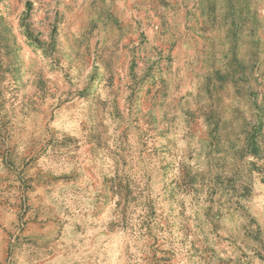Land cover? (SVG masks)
Returning a JSON list of instances; mask_svg holds the SVG:
<instances>
[{
    "label": "rangeland",
    "instance_id": "374dc122",
    "mask_svg": "<svg viewBox=\"0 0 264 264\" xmlns=\"http://www.w3.org/2000/svg\"><path fill=\"white\" fill-rule=\"evenodd\" d=\"M0 264H264V0H0Z\"/></svg>",
    "mask_w": 264,
    "mask_h": 264
}]
</instances>
